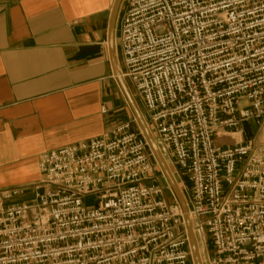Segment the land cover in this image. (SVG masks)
Returning a JSON list of instances; mask_svg holds the SVG:
<instances>
[{"label": "built area", "instance_id": "obj_1", "mask_svg": "<svg viewBox=\"0 0 264 264\" xmlns=\"http://www.w3.org/2000/svg\"><path fill=\"white\" fill-rule=\"evenodd\" d=\"M118 27L119 73L187 183L205 264H264V146L243 140L264 124V0H126ZM135 125L44 152L29 192L0 190V264H193Z\"/></svg>", "mask_w": 264, "mask_h": 264}, {"label": "crops", "instance_id": "obj_2", "mask_svg": "<svg viewBox=\"0 0 264 264\" xmlns=\"http://www.w3.org/2000/svg\"><path fill=\"white\" fill-rule=\"evenodd\" d=\"M115 1L0 0V190L29 192L40 154L108 134L127 110L108 57Z\"/></svg>", "mask_w": 264, "mask_h": 264}, {"label": "water", "instance_id": "obj_3", "mask_svg": "<svg viewBox=\"0 0 264 264\" xmlns=\"http://www.w3.org/2000/svg\"><path fill=\"white\" fill-rule=\"evenodd\" d=\"M121 1L122 0L115 1L112 9V16L109 23V34H108L107 43H108V57L110 58L112 73L114 75V79L117 84V87L120 89L122 97L124 98V101L129 107L131 115L134 118L136 126L147 143V147L150 150L154 162L157 163L158 167L160 168L163 178H165L171 193H173V196L176 199L179 208L181 209L183 224L185 225L186 237L189 243L192 262L193 264H201L200 254H198V247H197L196 239H194L192 225L189 220L188 209L186 208L184 197L179 190L175 178H172L168 164L165 163V160L161 155L159 148H157L156 146L152 134L148 130L144 118L141 116L140 111L132 98V95L130 94L128 88L124 83V80L121 77V74L119 73V69L117 66V61L114 53L113 37H114V28H115L114 22L117 15V9Z\"/></svg>", "mask_w": 264, "mask_h": 264}, {"label": "rangeland", "instance_id": "obj_4", "mask_svg": "<svg viewBox=\"0 0 264 264\" xmlns=\"http://www.w3.org/2000/svg\"><path fill=\"white\" fill-rule=\"evenodd\" d=\"M119 62H121V58L119 57ZM121 64V63H120ZM126 87L128 88L130 94L132 95V98L134 100V102L136 103L141 116L144 118L145 122H146V118H145V114H144V109H143V105L141 103H139L138 99L134 96V91L133 88H131V85L129 84L128 81H124ZM122 103L126 104L124 102V98L122 97ZM122 114H118V116L115 118L116 119V124L120 125L122 123H125L129 120H134V118L131 115V112L129 110V107H127V110ZM147 123V122H146ZM148 124V123H147ZM116 125V126H117ZM115 126V127H116ZM136 128V125H135ZM244 135H243V140H252L254 144L256 145H260V146H264V124L260 127H256L255 124L253 122H249L247 124L244 125ZM155 139V136H154ZM239 142L237 141V139L234 137L231 138H226V137H217L215 138V144L217 146L221 145V146H232L234 145V143ZM152 157V156H151ZM164 160L165 162L168 164V167L170 169V171L173 173V166L169 160V158L165 155L164 156ZM39 178V177H38ZM178 183V187L180 192L182 193L185 203L188 204V200H189V193L187 191V183L184 179L182 178H177L174 177ZM157 184L158 186L161 188V192L164 195V198L166 199V201L169 204H173L174 203V196L173 193H171L168 184L165 180V178H163L161 171L159 173V175L157 176ZM38 180V179H37ZM84 204L86 206H92L95 205L94 204V200L91 198L85 199L84 200ZM197 246H198V250H199V254H200V260L202 262V264H205V260L207 255L205 254V246L204 244L201 242V240L197 239Z\"/></svg>", "mask_w": 264, "mask_h": 264}, {"label": "bare ground", "instance_id": "obj_5", "mask_svg": "<svg viewBox=\"0 0 264 264\" xmlns=\"http://www.w3.org/2000/svg\"><path fill=\"white\" fill-rule=\"evenodd\" d=\"M231 137H235L236 139H237V141H239L240 140V136H239V134H237V133H234V134H232L231 135ZM166 163V162H165ZM196 239V243H197V239H199V238H195ZM200 240V239H199ZM201 242L204 244V242H203V240H201ZM198 247V246H197ZM198 254H199V250H198ZM201 258V257H200ZM202 260V259H201Z\"/></svg>", "mask_w": 264, "mask_h": 264}]
</instances>
